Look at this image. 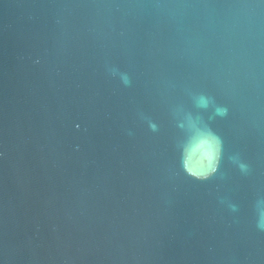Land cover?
<instances>
[{"label":"water","instance_id":"obj_1","mask_svg":"<svg viewBox=\"0 0 264 264\" xmlns=\"http://www.w3.org/2000/svg\"><path fill=\"white\" fill-rule=\"evenodd\" d=\"M0 264H264V0H0Z\"/></svg>","mask_w":264,"mask_h":264}]
</instances>
